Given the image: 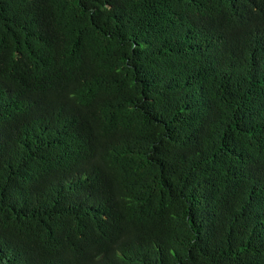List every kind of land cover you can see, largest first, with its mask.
I'll return each mask as SVG.
<instances>
[{
	"label": "trees",
	"instance_id": "1",
	"mask_svg": "<svg viewBox=\"0 0 264 264\" xmlns=\"http://www.w3.org/2000/svg\"><path fill=\"white\" fill-rule=\"evenodd\" d=\"M0 264H264V0H0Z\"/></svg>",
	"mask_w": 264,
	"mask_h": 264
}]
</instances>
